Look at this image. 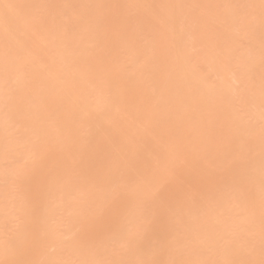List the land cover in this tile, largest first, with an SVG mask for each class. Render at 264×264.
Masks as SVG:
<instances>
[{
    "label": "bare ground",
    "instance_id": "obj_1",
    "mask_svg": "<svg viewBox=\"0 0 264 264\" xmlns=\"http://www.w3.org/2000/svg\"><path fill=\"white\" fill-rule=\"evenodd\" d=\"M84 1L70 0L78 7L74 27L66 37L46 41L43 48L54 58L40 66L29 58L25 41L7 31L11 13L0 21V264H264V0H243L245 12L240 0H217L218 7L204 0L214 11L203 0H133L128 19L124 5L106 13L104 0L90 6ZM188 7H195L193 15ZM190 14L192 21L183 24ZM111 16L120 18L118 28L105 32ZM155 21L168 34L165 41L154 39L165 51L138 35ZM185 30L200 36L207 31L200 44L214 48L213 54L199 46L207 61L199 51L193 53L198 57L190 54ZM211 33L222 42L219 36L207 41ZM233 33L248 35L247 41L237 38L240 52L238 43L232 46ZM229 46H238V54ZM216 50L240 56L238 71L247 84L243 92L237 89L239 97L219 76L225 68L215 65L221 55ZM120 57L123 66H113ZM2 79L13 84L6 89ZM146 84L157 89L143 92ZM237 101L243 112L236 111ZM219 129L227 132L225 139ZM10 157L26 163L14 165ZM106 225L111 233L105 235ZM51 245L57 254L47 253Z\"/></svg>",
    "mask_w": 264,
    "mask_h": 264
},
{
    "label": "rangeland",
    "instance_id": "obj_2",
    "mask_svg": "<svg viewBox=\"0 0 264 264\" xmlns=\"http://www.w3.org/2000/svg\"><path fill=\"white\" fill-rule=\"evenodd\" d=\"M105 1V3L108 5L107 7V9H106V13L109 11H117V10H119L120 9V6L121 5H124V7H123V17L124 18H126V19H128V16L129 17H133V14H134V12H133V4H132V2H133V0H104ZM185 1V3H186V1L187 0H184ZM204 1V0H203ZM203 1L201 2L202 4V6H203V4H204V8H205V2L206 1H208V0H206V1H204V3H203ZM231 1H233V0H231ZM236 1H238L239 2V0H236ZM235 0H234V2L237 4V2H236ZM70 2V0H0V21L2 20V17H3V14L5 13H11V17H10V23L9 24H7L5 27H7V31H9L10 33H12V34H14L15 35V37L16 38H19V39H23L24 41H25V45H26V49H27V51H28V53L30 54V56H29V58L30 59H32L38 66H40V65H42L44 62L43 61H50V60H52L53 58H54V54L52 53V52H50L49 50H47V49H44L43 48V46L45 45V43H46V41L47 40H52L55 36H57V35H60V36H62V37H66V35L73 29V27H74V25H73V23H72V12L73 11H75V9H77L78 7L76 6V5H72L71 4V2ZM85 2V4H86V6H90L91 5V0H85L84 1ZM198 2V1H197ZM200 2V1H199ZM198 2V3H199ZM209 2V1H208ZM210 2H211V4H215V2H217V0L216 1H214L213 0V3H212V0H210ZM221 2V1H220ZM220 2H219V4H220ZM242 2H243V0H240V6H241V8H242ZM246 2H250V0L249 1H246ZM245 2V3H246ZM194 3H195V1H194ZM197 3V4H198ZM207 3V2H206ZM228 3V2H227ZM235 3L233 4L232 3V5H235ZM244 3V2H243ZM244 3V4H245ZM247 3V4H248ZM69 4V6H67ZM187 4V3H186ZM192 4V3H191ZM196 4V3H195ZM195 4H194V6H195ZM196 4V5H197ZM210 3H207L206 5L208 6V5H210V8L211 9H213V7L216 5L217 6V4H215L214 6H212ZM219 4H218V6H219ZM188 5V4H187ZM189 5H190V1H189ZM199 5V7H200V3L198 4ZM198 5H197V7H198ZM221 5V4H220ZM202 6H201V8H202ZM217 6V7H218ZM222 6H224V5H222ZM221 6V8H223ZM238 7H239V5H237ZM244 6V5H243ZM247 6V5H246ZM187 7V6H186ZM190 7V6H189ZM188 7V10L189 9H191V11H192V8H189ZM196 7V6H195ZM194 7V8H195ZM216 7V8H217ZM233 7V6H232ZM235 7H236V5H235ZM235 7H233V8H235ZM193 8V11L191 12V14L193 15V12L195 11V9ZM207 8V7H206ZM209 8V7H208ZM221 8H218L217 10H220ZM240 8V7H239ZM238 8V11H240L241 9H239ZM247 8V13H249L248 12V6L246 7ZM237 9V8H236ZM243 10H244V8H242ZM188 10H187V12H186V15H187V13H189L188 12ZM197 10V9H196ZM200 10V9H199ZM213 11H214V9H213ZM221 11H222V9H221ZM198 12V11H197ZM219 12V11H218ZM236 12H237V10H236ZM244 12H245V10H244ZM241 13H242V10H241ZM240 13V14H241ZM191 14L190 15H188L189 16V18H185L186 16H184V18L185 19H190L189 21H184L185 19L182 17V19H184V20H182L183 21V24H185V23H188V22H191L192 20V18H194V16H191ZM195 14V13H194ZM237 14V13H236ZM236 14H235V16H234V18H236ZM216 15H217V13H216ZM220 15V14H219ZM218 15V16H219ZM239 15V14H238ZM243 15V14H242ZM242 15L240 16V17H242ZM183 16V15H182ZM197 16V15H196ZM217 16V17H218ZM221 16H222V14H221ZM239 16H237V18L236 19H238V17ZM244 16H246V17H248L249 16V14H247V15H244ZM243 16V17H244ZM111 17H112V19H111ZM110 18H108L109 19V21L108 20H106L105 22H107V25H106V28H105V32L106 31H108V30H110V26H111V28L113 27H115L116 29L118 28V26H117V23H119V17H114V16H111ZM122 17V18H123ZM216 17V18H217ZM223 17V16H222ZM197 18V17H196ZM251 18V17H250ZM198 19V18H197ZM220 19V18H219ZM223 19V18H222ZM242 19V18H241ZM206 20H208L209 22H210V20L209 19H206ZM214 20V19H213ZM234 19H232V21H233ZM240 20V19H239ZM239 20H235L233 23H235V24H237L236 22L238 21V22H240ZM245 20V19H244ZM247 20V19H246ZM245 20V21H246ZM251 20V19H250ZM250 20H248V21H250ZM194 21V20H193ZM200 21V20H199ZM222 22L223 21H225L224 19L223 20H221ZM232 21H231V24H232ZM244 21V22H245ZM185 22V23H184ZM195 22V21H194ZM241 22H243V20H241ZM251 22H253V20H251ZM134 23H135V21H134ZM196 23H197V21H196ZM223 23H225V22H223ZM191 24V23H190ZM194 24V23H193ZM213 24V23H212ZM215 25H217L216 23H214ZM225 24H227V23H225ZM229 24V23H228ZM228 24H227V26H228ZM235 24H232L233 26H235L236 27V29L238 30V29H240V27H239V25L237 26V25H235ZM240 24V23H239ZM242 24H244V23H242ZM252 24H254V22L252 23ZM130 25V27H132V29L133 28H135L136 26H137V29H138V25H136V24H129ZM136 25V26H135ZM144 26V27H148L147 25L145 26L144 24H141V26ZM194 25H196V24H194ZM198 25V24H197ZM196 25V26H197ZM222 24L220 23L219 24V27L221 26ZM247 24L245 23V26H246ZM117 26V27H116ZM141 27V29L143 28L144 29V27ZM155 26V29L153 28ZM196 26H194V27H196ZM208 26H209V24H208ZM212 26V25H211ZM211 26H209V27H211ZM218 26V25H217ZM232 26V27H233ZM240 26H241V24H240ZM243 27H245L244 25H242ZM241 26V27H242ZM185 27L187 28H189L190 29V27H192V26H190L189 27V25H185ZM198 27V26H197ZM208 27V28H209ZM213 27V26H212ZM231 27V28H232ZM242 27V28H243ZM248 27V26H247ZM139 28H140V26H139ZM150 28V27H149ZM149 28H147L146 30L147 31H149V32H145V31H143V30H140L141 32V34L138 32V35H141L140 36V40L143 38V39H145V43H146V41H147V43L148 42H151V44H154V43H156L155 42V40L154 39H156V38H160V40H158V39H156V41L158 40L159 42H161V38H163L164 36H166V38H167V36H168V34H166V31H165V28H164V26H161V24H160V22H158V21H155L154 22V24H153V26L151 25V29L153 30H151V29H149ZM188 28H187V31H189L188 30ZM200 28V27H199ZM215 28V27H214ZM228 28V27H227ZM248 28H250V26L248 27ZM252 28V27H251ZM3 29V31L6 29V28H2ZM197 29V28H196ZM211 29V28H210ZM208 30V31H213L214 32V30L213 29H211V30ZM217 30L219 29V28H216ZM215 29V30H216ZM224 29V28H223ZM235 29V28H234ZM234 29H232V30H234ZM244 29H247L246 27L244 28ZM244 29H242L243 31H244ZM111 30H113V29H111ZM134 30V29H133ZM145 30V29H144ZM191 30V29H190ZM216 30V31H217ZM219 30H221V27H220V29ZM229 30V29H228ZM231 30V31H232ZM114 31H115V29H114ZM135 31H136V28H135ZM138 31H139V29H138ZM186 31V30H185ZM186 31V32H187ZM193 28H192V30H191V32L193 33ZM199 31V30H198ZM231 31L229 32V33H231ZM241 31V30H240ZM240 31L238 30L237 31V34L238 33H240ZM248 30H245L244 32L246 33ZM191 32H187L186 34H183L184 36H186V38H184V39H187L188 40V42L186 43V44H188V46H189V44H190V46H189V48L188 49H191V51L190 50H188V49H186L187 48V46H186V48H183V51H185V49L186 50H188V52H186L188 55H190L191 53L193 54V53H196V52H200V49H202L203 47H202V44H200V42L203 40V38H202V35H204V33L205 32H207L206 30H205V32H202V30H201V32L203 33V34H201V36L199 35L200 33V31L199 32H197V33H195L194 32V34H196L197 36H195L194 34H192ZM233 32V31H232ZM236 32V31H235ZM183 33V32H182ZM181 33V34H182ZM208 33H210V32H208ZM206 34V35H209V34ZM215 34L217 33V32H214ZM219 33V32H218ZM217 33V34H218ZM220 33H221V31H220ZM225 33V32H224ZM227 33V32H226ZM225 33V34H226ZM248 33V32H247ZM246 33V34H247ZM215 34H212L211 33V35L212 36H210V37H207L206 39H207V41H208V39L209 40H211L210 38L211 37H214L213 35H215ZM222 34V33H221ZM232 34V33H231ZM235 33H233V35H232V37L234 36L235 37V35H234ZM241 34H242V32H241ZM240 34V35H241ZM206 35L204 36V38L206 37ZM220 35V34H219ZM219 35H216L215 37L217 38V36H219ZM227 35V34H226ZM226 35H224V36H226ZM243 35V34H242ZM200 37V38H202V39H199L198 40V42L199 43H197V41H195L196 39H198V38H196V37ZM238 35H236V37H235V40L237 39V38H239V37H237ZM245 36V35H244ZM137 38L139 37V36H136ZM214 37V38H215ZM220 37V36H219ZM228 36H226V38H227ZM233 37V38H234ZM247 37H248V35L247 36H245V37H243V39H246V41H247ZM196 38V39H195ZM231 37H229V39H230ZM136 39V38H135ZM164 39V38H163ZM219 39V38H218ZM240 39V38H239ZM243 39H240V40H243ZM136 40H138V39H136ZM135 40V41H136ZM212 40H215V39H212ZM212 40H211V42H212ZM221 42H222V40H221V37H220V39H219ZM234 39L232 40L233 42L235 41ZM240 40H236L235 42H234V44H232V46H235V45H237V44H235V43H238V41H240ZM139 41V40H138ZM137 41V42H138ZM142 41V40H141ZM154 43H153V42ZM164 41H165V39H164ZM163 41V42H164ZM215 41H217V39L215 40ZM214 41V43H217V42H215ZM229 41H231V40H229ZM232 41L230 42V43H232ZM244 41V40H243ZM242 41V42H243ZM220 42V43H221ZM197 43V44H196ZM203 44H204V42H202ZM209 42H207V44H208ZM213 43V42H212ZM219 43V41H218V44H220ZM224 43H226V42H224L223 41V43H222V45L224 44ZM241 43V42H240ZM240 43H238V45L239 46H241V47H232L235 51H236V48L237 49H239V52L240 51H242L243 50V48H242V43L240 44ZM243 43H245V42H243ZM247 43H249V42H246L245 44H247ZM0 44H4V40H3V38H0ZM157 44V43H156ZM160 44L161 43H159V44H157L156 46H158V47H161L162 48V51L164 50L165 51V48L164 47H162V46H160ZM163 44V43H162ZM205 44H206V41H205ZM204 44V45H205ZM155 45V44H154ZM153 45V46H154ZM197 45V46H196ZM209 45V44H208ZM214 45L215 44H212V46L214 47ZM229 45V44H228ZM248 45V44H247ZM94 46V45H93ZM98 45H96V46H94V47H97ZM152 46V47H153ZM199 46H201V47H199ZM206 46V45H205ZM204 46V47H205ZM210 46V45H209ZM218 46V45H217ZM224 46V45H223ZM226 46V45H225ZM224 46V47H225ZM245 46V45H244ZM243 46V47H244ZM93 47V48H94ZM151 47V48H152ZM208 46H206L205 47V49L207 48ZM228 47V46H227ZM227 47H225V48H227ZM248 47V46H247ZM246 47V48H247ZM155 48V50H156V48L157 47H153L151 50L153 51V49ZM229 48H230V46H229ZM228 48V49H229ZM232 48H230V49H232ZM160 49V48H159ZM204 49V48H203ZM204 49V52L206 53V51L208 52V54L210 53V49H211V47H209L208 48V50L206 49L205 50ZM213 50H214V48H212ZM211 49V54H213V50ZM220 49H221V45H220ZM219 48H218V50H220ZM242 49V50H241ZM244 49H245V47H244ZM195 50H197V51H195ZM222 50H223V48H222ZM227 50V49H226ZM247 51H249L248 49H246ZM0 51H1V49H0ZM189 51H190V54H189ZM193 51V52H192ZM217 51V50H216ZM230 51V50H229ZM235 51H232L233 53L235 52ZM2 52V51H1ZM1 52H0V61L2 60V54H1ZM182 52V51H181ZM181 52H179V53H181ZM204 52H203V50L200 52V53H198L199 55L200 54H202L203 53V56L204 55H207V54H204ZM217 52H219V51H217ZM225 52V51H224ZM227 52V51H226ZM232 52H231V54H226V53H224V54H226V55H224L223 54V51H221V52H219V53H221V55H219V59H218V57H217V59H218V61H220V63L222 64H220V63H216V62H218V61H216V58L214 59L213 57H211V59H214L213 61H215V65H217V64H219L221 67H218V69H220V68H225V69H222V70H224V71H221V73L219 74V76L221 75V77L223 76L224 78H225V80H227V78H228V81H225L224 82V80L222 81V82H224L226 85H227V83L229 82L230 84L229 85H227V86H231L232 88H234L233 90L236 92H232L233 94H234V96H235V94L236 95H238V94H240V91L242 90V92L245 90V89H243L244 88V86L247 84V83H245L244 82V80L240 77V72H242V71H240V70H242L243 68L242 67H238V64H237V60H238V58L237 57H240V56H238V55H236L237 57H229L230 55H233L232 54ZM237 52V51H236ZM235 52V53H236ZM179 53H178V55H179ZM234 53V54H235ZM249 53V52H248ZM247 53V54H248ZM191 54V55H192ZM198 54H196V55H198ZM236 54H238V52L236 53ZM247 54H245V55H247ZM194 55V54H193ZM196 55H194V57H198V56H196ZM210 55V54H209ZM209 55H207V56H209ZM215 55V54H214ZM218 55V54H217ZM227 55H229V56H227ZM240 55V54H239ZM250 55V54H249ZM249 55H248V57H249ZM200 56H202V55H200ZM199 56V57H200ZM202 56V58L205 60V61H207L206 59H205V57H207V56H205V57H203ZM213 56V55H212ZM216 56V55H215ZM223 56V57H222ZM228 58H227V57ZM235 56V55H234ZM241 56H244V54L242 53V55ZM192 56H190V58H191ZM193 57V59H190L191 61L192 60H194V59H196V58H194ZM222 57V58H221ZM227 59H226V58ZM201 58V57H200ZM230 58V59H229ZM235 58V59H234ZM237 58V59H236ZM244 58H245V56H244ZM117 59H119L118 61H114L113 60V66H116V67H118V65L119 64H124L125 63V61H123L124 63H122V59L124 60V58H122V57H120V58H117ZM210 59V58H209ZM208 59V60H209ZM222 59V60H221ZM116 60V59H115ZM197 60H199V59H196V61L195 62H201V60H199V61H197ZM204 60H202V61H204ZM120 61H121V63H120ZM230 63H229V62ZM210 62H212V61H210ZM242 62V61H241ZM143 63V62H142ZM207 63V62H206ZM240 63V62H239ZM243 63V62H242ZM141 64V63H140ZM192 64V63H191ZM196 64L198 65V63H195V66H194V68L196 67ZM201 65L200 66H198V67H200V70L201 71H203L204 70V72H206L205 73V75H204V77L206 76L207 77V71H209V69H207L206 68V65H202V62L200 63ZM209 64V63H208ZM241 64V63H240ZM239 64V65H240ZM121 65H119V66H121ZM192 65H194V63L192 64ZM210 65V64H209ZM211 65H212V63H211ZM214 65V64H213ZM243 65V64H242ZM123 66V65H122ZM211 67V66H210ZM238 67V68H237ZM239 68H240V70H239ZM242 68V69H241ZM199 69V68H198ZM203 69V70H202ZM211 69V68H210ZM215 69H217V67L215 68ZM205 70H207V71H205ZM227 70V71H226ZM228 70H229V72H228ZM240 72H239V71ZM198 71V73H200L199 72V70H197ZM211 71V70H210ZM212 71H214V68H213V70ZM215 71H217V70H215ZM214 71V72H215ZM238 71V72H237ZM213 72V73H214ZM217 72H220L219 70L217 71ZM228 72V73H227ZM224 73V74H223ZM251 73V72H250ZM207 74V75H206ZM215 74V73H214ZM217 74V73H216ZM239 74V75H238ZM248 74H249V72H248ZM248 74H247V76H248ZM254 74V73H253ZM252 74V77L254 76ZM145 75H148V77H149V73L147 74H145ZM202 75V74H201ZM201 75H199V76H201ZM203 75H202V78H203ZM210 75L212 76V74H211V72H210ZM225 75V76H224ZM251 75V74H250ZM209 76V75H208ZM216 76V75H215ZM215 76H213V78H211V80H214V81H216L215 80V78L217 77H215ZM219 76H218V78H219ZM246 76V77H247ZM145 77H147V76H144L143 78H145ZM246 77H244L245 79H246ZM249 78H251V77H249ZM249 78H248V80H249ZM146 79V78H145ZM205 79H209V77L208 78H205ZM217 79V78H216ZM220 79V78H219ZM218 79V80H219ZM231 79V80H230ZM241 79V80H240ZM221 80V79H220ZM209 81V80H208ZM247 81V80H246ZM147 82V81H146ZM150 81H148L147 83H149ZM213 82V81H212ZM219 82V81H218ZM244 82V83H243ZM150 83H152V82H150ZM208 83V82H207ZM213 83H215V85L217 84V81L216 82H213ZM1 84H3L4 85V87L6 88V89H8V88H10V86L13 84V82H10V81H6V80H4V79H2L1 80ZM209 84V83H208ZM212 85L213 84H211V85H209V86H211L212 87ZM243 85V88H241V86ZM144 87L146 88V90L148 89L149 90V93L150 92H153L155 89H157V88H155V89H152L151 87H153V86H150V84H149V86H148V84H146L145 86H143V92H144ZM156 87V86H155ZM246 87V86H245ZM154 88V87H153ZM241 88V89H240ZM231 89V88H230ZM237 89H239V90H237ZM142 90V89H141ZM145 90V91H146ZM142 92V91H141ZM155 92V91H154ZM160 92V91H159ZM159 92H157L158 94V96H160L159 95ZM242 92H241V94H242ZM138 94L140 93V90H138V92H137ZM97 93H95V95L94 96H97L96 95ZM160 94H162V93H160ZM233 94H232V96H233ZM154 95V94H153ZM155 95H156V93H155ZM155 95H154V97H155ZM163 95V94H162ZM243 96H244V94H242ZM92 96V95H91ZM90 96V97H91ZM152 96V95H151ZM157 96V97H158ZM233 96V98H236V97H239L240 95H238V96H236V97H234ZM89 97V99H92V101H93V99H94V97H92V98H90ZM99 96H97V97H95L96 99L98 98ZM160 98V97H159ZM158 98V99H159ZM151 99H152V97H151ZM237 99V98H236ZM147 100V99H146ZM157 100V98H155L153 101H156ZM234 99H232V101H233ZM239 100V99H238ZM244 100V99H243ZM148 101H151V102H149V103H151V104H153L154 102L152 101V100H147V105H149V103H148ZM235 101V100H234ZM240 101V100H239ZM93 102H95V100L93 101ZM146 102V101H145ZM144 102V103H145ZM153 102V103H152ZM236 102V101H235ZM241 102H243V101H241ZM143 102H141V107L142 106H144V105H146V104H144ZM231 103H233V102H231ZM240 103V102H239ZM239 103H238V101H237V103H235L236 105H237V107H238V110H236V111H241V112H243L244 110L242 109V103H240V105H239ZM245 103V102H244ZM144 104V105H143ZM150 104V105H151ZM233 105H234V103H233ZM235 106V105H234ZM234 106H233V111L235 112V110H234ZM241 106V107H240ZM245 106V105H244ZM139 107V109H142V108H144V107ZM146 107V106H145ZM148 107V109H149V106H147ZM232 107V106H231ZM150 108H151V106H150ZM245 108V107H244ZM145 109V108H144ZM261 109V108H260ZM263 109V108H262ZM262 109H261V111H262ZM239 113L240 115L241 114H243L244 115V113ZM246 112V111H245ZM263 112V111H262ZM248 113L249 112H247V116H249L248 115ZM246 114V113H245ZM247 116H243V117H247ZM128 117V116H127ZM248 118H250V116L248 117ZM216 119V118H215ZM245 119H247V118H245ZM251 119V118H250ZM249 119V120H250ZM248 120V121H249ZM252 121H254V124L256 123L255 121H257V119H255L254 120V117H252V119H251ZM214 121V120H213ZM216 121V120H215ZM247 121V122H248ZM251 121V122H252ZM262 120L261 119H259V122L260 123H262L261 122ZM212 122V121H211ZM258 122V123H259ZM214 123V122H213ZM211 124L213 127H215L216 126V124L218 125V123H214V124ZM257 123V124H258ZM139 125H141V124H139ZM146 125V124H145ZM259 125V124H258ZM261 126H262V128H263V126H264V123H262L261 124ZM140 127V126H139ZM142 127V126H141ZM222 128H223V126H221ZM15 128V130H16V127H14L13 126V128H12V130ZM144 128V127H143ZM257 128H258V126H257ZM261 129V128H260ZM220 130V129H219ZM221 131V130H220ZM223 131H224V129H223ZM221 133V134H220ZM219 134V136H224V134H227V132H223L224 134H222V131L220 132ZM218 136V137H219ZM222 136H221V138H222ZM224 139L226 138L225 136L223 137ZM227 138H229L228 136H227ZM224 139H222V140H224ZM214 140V139H213ZM227 140V139H226ZM220 141V140H219ZM225 141V140H224ZM220 142H222V141H220ZM226 142V141H225ZM214 143V142H213ZM223 143V142H222ZM243 144H244V142H242ZM242 143H239L240 145H242ZM224 144V143H223ZM222 144V145H223ZM201 155V154H200ZM233 155H235V154H233ZM233 155H229V158L230 157H235V156H233ZM197 157V156H196ZM228 157V156H227ZM11 159H12V161H14V163H15V160L18 162V165L20 166V167H23L24 165H25V163H22V162H20L21 164H23V166H21V164L19 163V161L20 160H22L23 162L26 160V158H24V160L23 159H21V158H16L15 160H14V158L15 157H10ZM199 158H201V157H199ZM229 158H227V159H229ZM236 158V157H235ZM11 159H7L6 161L7 162H5V163H7L8 164V162L11 160ZM19 161H18V160ZM232 159V158H231ZM230 160V159H229ZM11 161V162H12ZM194 162L196 161L195 159L193 160ZM4 163V162H3ZM2 163V164H3ZM186 163H187V161H186ZM10 164V163H9ZM7 165V166H9L10 167V165ZM12 164H13V162H12ZM188 164H189V162H188ZM195 165V163H193L192 161H191V165ZM14 165H16V163L14 164ZM13 165V166H14ZM192 165V166H193ZM197 165V164H196ZM195 165V166H196ZM6 166V167H7ZM19 166H15V167H19ZM188 166V165H187ZM190 166V165H189ZM188 166V167H189ZM11 167H12V165H11ZM191 167V166H190ZM194 167V166H193ZM197 167V166H196ZM195 167V168H196ZM5 168V165H2V167H1V169L3 170ZM184 168H185V166H184ZM195 168L193 169V170H195ZM192 169V168H191ZM191 169L189 170L188 168L186 169L188 172H190L191 171ZM197 169V168H196ZM4 172V171H3ZM172 173H174V172H172ZM191 173H194V172H192L191 171ZM173 175V174H172ZM4 182V181H3ZM2 182V184H4ZM7 182V181H6ZM44 182V181H43ZM42 183V182H41ZM0 184H1V181H0ZM1 184V185H2ZM7 184V183H6ZM225 187L224 188H226L227 187V185H224ZM2 187H3V185H2ZM221 188H223V187H221ZM228 189V190H227ZM227 189H225V190H227V192H229L228 193V195L229 194H231L230 193V190H229V187L227 188ZM158 190V189H157ZM193 190V189H192ZM192 190L191 189H189L188 191L189 192H191V195H194V194H192L193 192H194V190H193V192H192ZM222 190V192H224L223 191V189H221ZM205 191V190H204ZM188 192V193H189ZM226 192V193H227ZM186 194H187V192H186ZM200 194V193H199ZM202 194H204V193H202ZM206 194V193H205ZM218 194H219V192H218ZM189 196H190V194H188ZM202 196V195H201ZM186 197H188V196H186ZM192 197V196H191ZM191 197H190V199H191ZM189 198V197H188ZM232 199V198H231ZM56 201V200H55ZM233 201V200H232ZM228 202H230V201H228ZM58 203V202H57ZM56 204V203H55ZM232 204L233 205H235L234 204V202H232ZM207 206H209V205H207ZM237 206H239V205H237ZM210 207H211V205H210ZM235 207V208H234ZM233 208H234V210L237 208V209H239L238 207H236V205L235 206H233ZM61 211H62V209H60ZM66 210V209H65ZM203 210H204V208H203ZM207 210V211H206ZM206 210L204 211V212H208V208L206 207ZM210 210V209H209ZM212 210V209H211ZM213 210H216L215 209V207H213ZM63 211H64V209H63ZM66 212V211H65ZM211 212V211H210ZM57 214H58V212H57ZM61 214H62V212H61ZM56 216H58V215H56ZM63 216H65V213H64V215L62 214L61 216H60V212H59V218H61L62 219V217ZM16 218V217H15ZM59 218H58V221H60V223H63L64 221L62 220L61 221V219L59 220ZM17 219V218H16ZM15 219V220H16ZM12 221H14V218H13V220H11V223H13ZM51 222H54V219H52V221ZM15 224H16V226H18V224H19V222H18V220L17 221H15L14 222ZM56 223V225L58 224L57 223V221L55 222ZM64 225H66L65 224V222L63 223ZM55 225V224H54ZM59 226V228H58V230H60V228L62 227V226H64V225H61V224H58ZM60 225H61V227H60ZM12 226H15L14 224H12ZM15 226V227H16ZM109 226V228H107V225H106V229H104L105 231H107V229H108V231L109 230H111V226L110 225H108ZM66 227V226H65ZM63 229H65V228H63ZM62 230V229H61ZM60 230V231H61ZM63 231V230H62ZM61 231V233H63V232H65V231H63L62 232ZM107 231V233H105L104 232V234L106 235V234H109V232ZM111 233V232H110ZM65 236V235H64ZM67 238V239H66ZM68 238L70 239V237L68 236H65V239L66 240H68ZM52 246V245H51ZM48 247H50V246H48ZM48 248L46 247V250H47ZM57 250H58V248H56ZM57 251L55 250V248H53V246L52 247H50L49 249H48V251H47V253H56ZM58 253V252H57ZM56 253V254H57Z\"/></svg>",
    "mask_w": 264,
    "mask_h": 264
}]
</instances>
